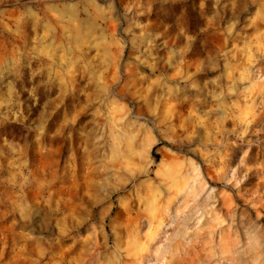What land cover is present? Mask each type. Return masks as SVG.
<instances>
[{
  "label": "rangeland",
  "instance_id": "rangeland-1",
  "mask_svg": "<svg viewBox=\"0 0 264 264\" xmlns=\"http://www.w3.org/2000/svg\"><path fill=\"white\" fill-rule=\"evenodd\" d=\"M0 264H264V0H0Z\"/></svg>",
  "mask_w": 264,
  "mask_h": 264
}]
</instances>
